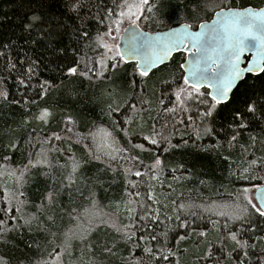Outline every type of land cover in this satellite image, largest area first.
<instances>
[{"label": "trees", "instance_id": "trees-1", "mask_svg": "<svg viewBox=\"0 0 264 264\" xmlns=\"http://www.w3.org/2000/svg\"><path fill=\"white\" fill-rule=\"evenodd\" d=\"M121 2L0 0V92L7 93L6 99L0 96V264H54L71 222L85 211L118 217L111 225L97 223L91 232L86 247L98 257L93 264H264V217L243 199L232 211L242 213L247 206L249 218L230 221L213 214L244 188L264 183V72L246 76L228 102L216 104L202 120L195 119L196 109L203 112L208 105L180 113L175 127L169 122L164 131L168 140L154 145L145 137L153 125L160 130L163 109L174 105V91L184 86V54L173 55L147 77L119 56L105 58L100 73L96 61L104 49L98 36L115 26L108 10L118 12ZM247 6L262 7L264 0H149L135 24L148 32L182 23L196 28L220 8ZM29 66L30 76L24 74ZM69 67L77 68L76 74H69ZM43 109L50 113L46 123L36 119ZM97 128L115 137L123 150L114 153L117 159L104 154L109 149L96 150L89 133ZM124 157L137 159L129 164ZM156 158L161 165L153 184L161 203L154 207L160 218L141 221L139 205L128 203L137 199L127 196L128 185L141 179L132 173L144 172ZM254 159V166L245 163ZM12 171L20 175L11 182ZM186 203L196 207L179 208ZM117 224L130 227L121 233ZM229 232L245 247L231 241Z\"/></svg>", "mask_w": 264, "mask_h": 264}, {"label": "snow or ice", "instance_id": "snow-or-ice-1", "mask_svg": "<svg viewBox=\"0 0 264 264\" xmlns=\"http://www.w3.org/2000/svg\"><path fill=\"white\" fill-rule=\"evenodd\" d=\"M149 0H123L121 3H117L116 7L120 10L114 13V9L108 10V16L112 17L115 14V19H112V25H115V32L117 36L121 34V24L126 18L131 24H135L136 20L140 18L143 12L144 6L148 5ZM217 19L211 25L202 24L200 27L202 31H188L187 28L183 33H173L165 38L157 37L156 39H150L147 37L136 41L131 44L128 53L135 56L139 63L138 68L141 76H147L148 69L156 65L158 62L167 58L174 50L183 47L191 55L195 57L193 61H189L187 65L182 64L181 68H186V74L183 76V85L178 86L174 91L175 103L172 107H166L163 109L159 119L164 123L161 125L160 130H157L155 125L152 127V135L146 136V140L154 145L168 140V136L164 135L165 129L168 127L169 122H172V127H175L176 116L180 113H189L197 105H208V108L200 112L196 109L195 119L202 120L204 116L211 115L212 110L216 104H219L224 97L227 96L229 89L232 87L233 82L241 77L242 73L247 72H264V9L254 11L250 8L243 10H235L232 8H220V11L216 13ZM33 19H37L33 17ZM113 28L108 26L107 31L98 36V46L105 50V54L101 56V59L96 63L101 66L104 64L105 58L115 59V57L107 56L108 53L115 52L116 56H119L120 60H124L125 57L121 53L119 45H111L104 40V36L111 37L113 40L116 37L112 36ZM245 52H253L256 59L248 61V67L246 69L241 68V56ZM15 68V64L11 65ZM34 69L29 66L24 74L31 75ZM91 71V69H89ZM77 68L69 67V74H76ZM20 83L24 84L25 81L20 79ZM207 85L212 89L211 92L202 93L201 87ZM41 87H44L43 85ZM0 96L7 98V93L0 92ZM211 97V103L208 100ZM148 103V101H143ZM162 102V101H161ZM135 108V105H133ZM249 111H253V107L249 105ZM50 115L48 109H43L36 119L43 122H47V117ZM143 118V117H141ZM157 119L156 117H150ZM188 121L195 123V119L192 115H187ZM184 123L183 120L179 121ZM71 123V118H69ZM68 131H72L71 128ZM55 135V134H54ZM197 135L199 132L197 131ZM89 136L93 141L97 151L103 149H109L110 151L104 152L110 159L115 160L117 156L114 153L123 151L116 146L115 137L111 132L104 128H97L95 132H90ZM87 139V137H84ZM55 139L59 140L60 136L55 135ZM235 139V137H233ZM135 147L142 148V145H136ZM99 158V157H97ZM129 164L135 161L137 157H124ZM31 163V162H30ZM36 163H46V160H38ZM142 163V161H141ZM246 164L254 166L257 164V160L245 161ZM161 160L156 158L155 161L148 166H145V171L142 172L137 169L132 173V167H126V171L132 173L135 177L141 178L136 182H129L127 196L129 198L136 197L133 201L128 200L129 204L136 203L141 209L139 219L141 221H158L160 218L159 209L154 206L160 204L161 201L155 192V186L153 182L159 181L158 172L160 171ZM78 162L73 161L72 170L76 171ZM245 171L248 169L245 168ZM23 174H21L22 176ZM18 178V182H19ZM147 188L146 192H142L141 188ZM171 187V185H169ZM249 189L244 188L242 191L236 194L235 200L231 203L219 205L222 210L214 211L213 214L221 217H227L230 221H242L250 217L247 206H243L242 213L232 211V209H239L242 207L241 199L246 200L255 213L260 217H264V193H260L256 199L260 201V206L252 203V200L248 196ZM146 197V200L143 199ZM151 202V203H148ZM174 203V202H173ZM95 206V204H94ZM196 205L191 203L181 204L179 208L182 210H188ZM212 211L211 208L206 209ZM131 213L135 209L129 208ZM195 215V213H192ZM179 219V217H177ZM2 223V222H0ZM215 224L216 222L213 221ZM114 226V225H113ZM147 225L141 224V228ZM124 228L130 227V225H123ZM120 231V228H116ZM3 231V228H0ZM161 235L167 236V233ZM200 236H205V232H200ZM228 237L231 241L235 242L241 248L245 247L246 242L238 239L237 234L229 232ZM151 240H157V235H151ZM149 255H153L151 247L144 249ZM171 251H168V255H164V259H168L171 255Z\"/></svg>", "mask_w": 264, "mask_h": 264}, {"label": "water", "instance_id": "water-1", "mask_svg": "<svg viewBox=\"0 0 264 264\" xmlns=\"http://www.w3.org/2000/svg\"><path fill=\"white\" fill-rule=\"evenodd\" d=\"M246 8H250V9H252L254 11H259L261 9H264V6L259 7V8L247 6V7H244V8H232V9H235V10H243V9H246ZM219 11H220V9L217 10V11H215L213 13L212 17L209 20L200 22L196 26V28H192L188 23H182V24L173 26L171 28L164 29V30L157 31V32H148V31H145V30L141 29L137 24H131V25L125 27L124 30L122 31V33H121V35L119 37L118 43H117V45H119L120 48H121V53L125 57V59L123 61L122 60L121 61L123 63H125V64H134L137 73L140 74L139 68H138V63H139L138 59L135 56L130 55L128 53V49H129V47H130L131 44L135 43L138 40H141L144 37H147V38H150V39H153L154 40L157 37L165 38V37H167V36H169V35H171L173 33H183L186 28H187L188 31H195V32L202 31L203 29H201L200 26L202 24H204V25H211V24H213L215 22V20L217 19L216 13L219 12ZM178 53L184 54L183 61L180 64V69L182 71V78H183V76L186 74V68H181V65L182 64L187 65L189 63V61H193L195 59V57L193 55H191L183 47H181L180 49L174 50L163 61L158 62L156 65H154L151 68H149L148 69V73L150 74L153 70L161 67L162 65L167 64L170 61V59L173 57V55H176ZM254 59H256V57H255V55H254L253 52H245V53H243L242 56H241V65H240L241 68L246 69L248 67V61H252ZM261 63L264 64V61H261ZM261 73L262 72H255V73H253V72H247V71L243 72L242 75H241V77H239L238 79H236L233 82V85L229 89V91L227 93V96L224 97L223 100L219 104H225V103L228 102V100L230 98V95L233 92V90L237 87V85L240 82H242L244 80V78L246 76H258ZM147 76H143V77H147ZM201 89L206 90L207 92H211L212 91V89L210 87H208L207 85L202 86ZM208 98L211 100V97H208ZM260 193H264V183L261 184V185H259L256 188L255 192L253 193V199H254V202H255V204L257 206H260V201L257 200L256 197Z\"/></svg>", "mask_w": 264, "mask_h": 264}, {"label": "rangeland", "instance_id": "rangeland-1", "mask_svg": "<svg viewBox=\"0 0 264 264\" xmlns=\"http://www.w3.org/2000/svg\"><path fill=\"white\" fill-rule=\"evenodd\" d=\"M129 25H131V23L125 18L123 23L121 24V33L124 30V28ZM114 28L115 26L113 27L112 36L116 37L115 40H113L111 37L104 36V40L109 44V46L113 44L117 45L119 37L121 35L120 34L119 36H117ZM104 54H105V50H104ZM107 56L112 57L116 55H115V52H112V53H108ZM104 68L105 66H100L99 72L102 73ZM19 175H20L19 173L12 171L11 182L14 180V177L19 176ZM257 187L258 186H250L247 188L249 189L248 196L252 200L253 204H255L254 199H253V193L255 192ZM13 199H16V197H13ZM93 207L94 205L92 203L88 209L93 208ZM94 214L90 213L89 211L82 212L79 215L78 219L73 220V222H71L70 229L67 230L68 235L62 238V242L60 243V247L58 249L59 253L57 254V256H55L54 264H64V263L65 264H70V263L71 264H81L82 262L84 263V260H87V262H89L90 264H93V262H91V259L98 258L97 256L92 255V253L86 247L90 240V234L93 231V229L96 228L97 223L103 222L105 220L108 225H111L112 220H116L118 217L115 215H111L110 216L111 219L110 218L105 219V217L97 211H94ZM73 227L76 229H80L81 234L75 235L76 234L75 230L72 231ZM116 228H120V231H117ZM114 229L117 232L125 233L124 228L118 224L115 225Z\"/></svg>", "mask_w": 264, "mask_h": 264}, {"label": "bare ground", "instance_id": "bare-ground-1", "mask_svg": "<svg viewBox=\"0 0 264 264\" xmlns=\"http://www.w3.org/2000/svg\"><path fill=\"white\" fill-rule=\"evenodd\" d=\"M64 109V108H63ZM122 138V137H121ZM39 142V141H38ZM52 152V151H51ZM28 164V163H27ZM36 167V166H35ZM30 169V168H29ZM56 173V172H55ZM173 182V181H172ZM199 185V184H198ZM75 186V185H74ZM97 194V193H96ZM166 201V200H165ZM158 244V243H157ZM209 251V250H208ZM197 261V260H196Z\"/></svg>", "mask_w": 264, "mask_h": 264}]
</instances>
